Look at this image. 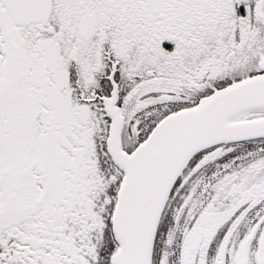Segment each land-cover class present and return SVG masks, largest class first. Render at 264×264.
<instances>
[{"label":"snow or ice","instance_id":"snow-or-ice-1","mask_svg":"<svg viewBox=\"0 0 264 264\" xmlns=\"http://www.w3.org/2000/svg\"><path fill=\"white\" fill-rule=\"evenodd\" d=\"M0 264H264V0H0Z\"/></svg>","mask_w":264,"mask_h":264}]
</instances>
